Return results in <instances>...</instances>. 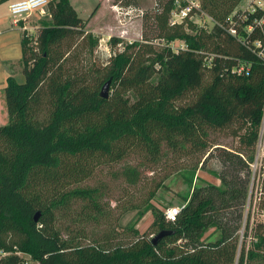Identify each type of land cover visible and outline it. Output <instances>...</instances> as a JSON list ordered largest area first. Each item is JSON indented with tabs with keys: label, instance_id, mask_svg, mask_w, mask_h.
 <instances>
[{
	"label": "trees",
	"instance_id": "16d2710c",
	"mask_svg": "<svg viewBox=\"0 0 264 264\" xmlns=\"http://www.w3.org/2000/svg\"><path fill=\"white\" fill-rule=\"evenodd\" d=\"M242 1L201 0L214 23L210 29L194 24L191 33L170 24L173 0H155L148 8L140 0H112L124 9H142L132 15L142 18V39L125 42L112 35L109 63L84 72L70 64L71 53L94 49L99 37L85 29L88 20L70 0H50V22L35 36L23 30L24 81L10 76L4 88L9 120L0 124V236L19 234L17 248L37 264L264 261V223L247 222L248 247L239 231L264 118V7L241 9ZM176 39L185 47L173 49ZM108 79L113 91L104 98L100 90ZM42 110L47 117H39ZM217 132L233 135L239 146H216L221 183L193 185L174 221L149 199L153 229L136 231L134 239L98 232L85 243L78 239L89 238L85 232L73 236L57 225V211L73 199L97 204L98 188L76 184L98 166L137 149L160 152L164 145L210 155ZM258 178V212L264 213L262 158ZM211 227L219 236L205 240ZM160 230L170 232L154 243ZM27 263L17 252L0 253V264Z\"/></svg>",
	"mask_w": 264,
	"mask_h": 264
},
{
	"label": "rangeland",
	"instance_id": "374dc122",
	"mask_svg": "<svg viewBox=\"0 0 264 264\" xmlns=\"http://www.w3.org/2000/svg\"><path fill=\"white\" fill-rule=\"evenodd\" d=\"M88 2L91 8L80 12L83 17L90 15L100 3H103L102 0H88ZM154 3L155 0H140L142 8L151 7ZM260 3L264 4V0H243L239 7L246 9L251 7L252 4ZM106 11L105 8L100 10L99 16L101 13H106ZM115 11L121 21L123 14L118 13L117 10ZM32 14L25 20L26 27L23 29L26 31V35L29 36H35L44 21L50 22L51 20L48 6L42 10L34 11ZM106 16L104 24L95 19L91 22L87 21L88 24H86L85 29L99 37V42L94 49L88 47L86 50L80 51L79 48L77 52L71 53L73 58L70 64L79 71L102 69L109 63V58L114 53V49L108 40L112 35L119 36V31L109 26V24L121 25L123 21L120 22L118 18L114 20V15L108 14ZM172 19L171 15L169 21L172 22ZM10 20L9 2H0V22L7 24ZM177 21L179 20L177 19ZM178 23L177 25L182 27L184 31L193 33L196 31V28L193 27L194 24L197 28L210 29L214 22L210 16L204 13L203 15H190L187 19ZM142 26V18L136 16L127 25L120 27L119 29L122 32L127 29L123 37L124 41L141 40ZM171 46L173 49L178 50L185 47V42L182 39H176L171 42ZM119 48L123 49V46H119ZM21 52L22 45L17 48L16 52L13 48L11 54H21ZM17 80L23 82L24 74H18ZM39 115L40 118H45L48 114L42 110ZM6 117L8 122V115ZM212 139L217 144L210 148V155L208 153L190 154L185 153V151H174L164 145L161 147L160 152L153 153L137 149L120 162L98 166L90 178L76 185L99 189V196L96 200L101 211L96 207L97 204L92 203L90 200L75 198L67 203L64 208L57 211V225L63 230L68 229L73 236L85 232L89 235V238H82L81 236L78 238L85 243L89 242L98 232L116 236L118 241L136 238V231L140 234L151 232L154 215L149 206L146 205L149 199L150 203L157 208L167 210L171 206H180L182 196L188 195L192 191L193 185H205L207 182L221 183L217 172H222L224 167L221 160L215 156L214 152L218 153L216 146L233 150L239 146V141L233 135H227L223 132L214 133ZM256 158H258L257 163L254 162V165L251 166L252 177L242 216V227L239 230L241 239H245L248 243L247 247L251 241L250 234L245 238L247 222L249 221L251 225H255L257 221L264 223V213L258 212L257 204L261 195L257 167L260 166L261 158L264 161V118L257 143ZM194 166H197V169L192 171L191 168ZM152 192L153 196H151ZM249 214L250 219H248ZM94 216H98V218H94ZM218 236L219 230L211 227L204 234V239L213 240ZM20 239L19 234L11 232L1 235L0 245L4 246L0 248V253L5 254L8 251H14L24 256L28 260L27 264H37L30 261L28 254L17 248L16 243ZM253 264H264V261Z\"/></svg>",
	"mask_w": 264,
	"mask_h": 264
},
{
	"label": "crops",
	"instance_id": "0c3cea01",
	"mask_svg": "<svg viewBox=\"0 0 264 264\" xmlns=\"http://www.w3.org/2000/svg\"><path fill=\"white\" fill-rule=\"evenodd\" d=\"M73 7L77 10L78 14L81 16L80 12L87 11L91 7L88 5V0H70ZM10 2V0L8 1ZM103 3H100L97 6L96 11L92 14L86 13L87 16L83 17V19H87L88 22L92 20H99L100 23L104 24L106 21V15H114L113 19L120 21V17H118L112 0H102ZM99 8V9H98ZM106 9V13H101L99 16L100 10ZM33 15V14H32ZM99 16V17H98ZM117 16V17H116ZM98 18V19H97ZM131 20H127L121 25L110 23L109 26L113 27L115 30L119 31L118 35L121 37L125 36V32L127 29H124L125 32H122L119 28L127 25ZM121 22V21H120ZM21 25L14 24L12 19L5 24V22H0V124L6 123L7 119V109L5 102V93L4 88L7 85L8 77L12 76L17 79L18 74H22V52L21 54L12 55V49L15 48V52L17 48L22 45V34H23V24L25 22L20 23ZM88 24V23H87ZM26 25V24H25ZM123 25V26H122ZM15 38V39H14Z\"/></svg>",
	"mask_w": 264,
	"mask_h": 264
},
{
	"label": "built area",
	"instance_id": "2783aa9c",
	"mask_svg": "<svg viewBox=\"0 0 264 264\" xmlns=\"http://www.w3.org/2000/svg\"><path fill=\"white\" fill-rule=\"evenodd\" d=\"M49 2L50 0H11L9 2V11H10V15H11V19L13 23L17 25H21L20 23L22 22L24 23L25 20L34 11H37V10L39 11V10L44 9V7H47ZM255 5L264 7V4L260 3V4H252L251 7L249 8L253 9ZM114 9L117 10L118 13L123 14V17L121 19V22L123 21V23L126 20L133 19L132 18L133 14L142 13V9H140L139 12H137L135 9H132V8L124 9L120 7L119 5H115V4H114ZM204 13L206 12L202 8L201 0H173V8L170 13V17L172 15L173 19H172V22L170 21V24L177 25L179 24L178 22L187 19L190 15H193V14L203 15ZM127 16L129 17L127 18ZM177 19L179 21H177ZM25 27L26 25L23 24V28ZM257 44H260V42H257ZM261 54H263L264 56V48H263V51H261ZM257 160L258 158H256L255 163H257ZM253 165L254 164H252V166ZM179 211H180V206L168 207L167 210L165 211L166 218L170 221H174Z\"/></svg>",
	"mask_w": 264,
	"mask_h": 264
},
{
	"label": "water",
	"instance_id": "95a60500",
	"mask_svg": "<svg viewBox=\"0 0 264 264\" xmlns=\"http://www.w3.org/2000/svg\"><path fill=\"white\" fill-rule=\"evenodd\" d=\"M111 84L112 80L108 79L101 87L100 95L104 98L109 97L110 91H111ZM37 217V216H36ZM170 231L167 230H160L156 233V235L153 236V242L157 243L162 237H164L166 234H168Z\"/></svg>",
	"mask_w": 264,
	"mask_h": 264
}]
</instances>
